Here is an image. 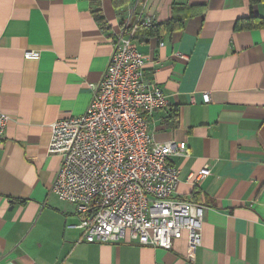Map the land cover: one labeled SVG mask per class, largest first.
I'll use <instances>...</instances> for the list:
<instances>
[{
  "label": "crops",
  "instance_id": "1",
  "mask_svg": "<svg viewBox=\"0 0 264 264\" xmlns=\"http://www.w3.org/2000/svg\"><path fill=\"white\" fill-rule=\"evenodd\" d=\"M142 2L152 27L177 22L159 35L144 30L133 44L146 57L145 79L170 100L150 133L191 151L170 162L180 170L177 196L205 206L195 259L186 237L168 251L86 243L71 228L76 207L52 192L61 160L48 154L51 126L86 112L126 7L101 0L103 28L92 0H0V108L9 116L0 141V264H264V26L236 28L264 19V3ZM28 51L40 58L26 59ZM205 166L212 174L194 186L189 176Z\"/></svg>",
  "mask_w": 264,
  "mask_h": 264
},
{
  "label": "built area",
  "instance_id": "2",
  "mask_svg": "<svg viewBox=\"0 0 264 264\" xmlns=\"http://www.w3.org/2000/svg\"><path fill=\"white\" fill-rule=\"evenodd\" d=\"M143 4L135 0L119 13L121 31L86 112L51 126L48 154L61 160L52 192L76 207L79 223L71 228L81 230L86 243L168 251L186 237L187 258L193 261L202 245L205 206L177 196L180 170L170 157L188 159V143H157L149 130L154 113L170 100L145 79L146 57L133 44L138 26L151 25ZM25 58L38 60L40 52L28 51ZM203 100L208 104L209 94ZM8 122L0 108V141ZM211 174L205 166L189 181L200 186Z\"/></svg>",
  "mask_w": 264,
  "mask_h": 264
},
{
  "label": "trees",
  "instance_id": "3",
  "mask_svg": "<svg viewBox=\"0 0 264 264\" xmlns=\"http://www.w3.org/2000/svg\"><path fill=\"white\" fill-rule=\"evenodd\" d=\"M92 1H93L92 13H93L96 21L98 23H100V25L103 28H106L108 24L106 22L104 14L100 10L101 0H92ZM113 1H114V4L117 5V7H123V6L126 7L129 4H131L132 2H134L135 0H113ZM248 2H249L251 7H254V6H258L260 4H263L264 0H248ZM119 11L121 12V11H123V9H121ZM152 25L153 24H151L150 26L139 25L137 28V31H136L135 39L137 38V35L140 34V32H142L144 30L151 31V34H156V35L162 34L163 32L168 31V30L173 31V30H175V28L177 26V22L171 21V22H168L166 24H162L159 26H153V27H152ZM263 26H264V19L259 18V17H255V16H251L248 19L239 20L237 22L236 28L239 30H243V29H252V28H258V27H263Z\"/></svg>",
  "mask_w": 264,
  "mask_h": 264
}]
</instances>
